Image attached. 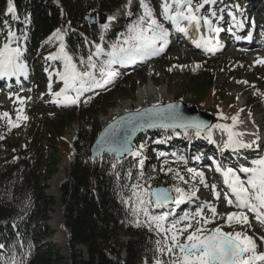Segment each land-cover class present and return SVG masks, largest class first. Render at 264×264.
Here are the masks:
<instances>
[{"label": "trees", "instance_id": "16d2710c", "mask_svg": "<svg viewBox=\"0 0 264 264\" xmlns=\"http://www.w3.org/2000/svg\"><path fill=\"white\" fill-rule=\"evenodd\" d=\"M121 1L61 0L64 11L61 14L58 7H51L42 0H15L20 15L29 12L31 15L28 42L31 50L42 52H53L51 42L46 39L54 26L64 30L66 27L75 28L77 34L70 38L76 44L84 38H92L93 35L81 26L83 16L92 10L109 13ZM3 8L4 0H0V11ZM117 31L122 33L119 27ZM181 84L194 95L211 88L210 81L202 76ZM119 88L111 95L99 98L86 113L81 114L75 154L61 186L63 221L70 232L72 244L71 264H140L143 259L155 261L159 258L151 246L157 241L148 240L149 237L156 240L157 231L146 229L142 211L138 215L133 214V204L123 202L132 196L124 189L125 185H121L122 180L127 178L116 180L113 176L115 169L123 164L116 163L113 169V158L103 155L91 159L88 156L97 132L95 121L89 120L96 113L94 106L96 104L98 110H106L110 98L119 92ZM124 90L132 93L134 87ZM195 100L201 101L196 95ZM208 111L214 112V109L209 107ZM39 115V111L30 115L25 138L22 127L13 131H7L3 125L0 127V244L5 249V255L0 252V264L13 258L17 264H61V257L54 249L37 253L33 238L44 240L50 234L51 230L46 225L42 230L35 231L38 221L47 218L46 211L52 205V201L45 197L42 181L55 172V164L59 161L57 145L75 122L76 115L68 111L58 114L55 119ZM86 115L88 117H84ZM169 168L174 172L164 173L163 179L176 180L173 175L179 168ZM130 177H134L136 182L140 176ZM116 230L128 236L126 244H117ZM144 235L147 238H143ZM80 247L85 248L86 255ZM123 250L126 258L121 255Z\"/></svg>", "mask_w": 264, "mask_h": 264}, {"label": "snow or ice", "instance_id": "6c2138e0", "mask_svg": "<svg viewBox=\"0 0 264 264\" xmlns=\"http://www.w3.org/2000/svg\"><path fill=\"white\" fill-rule=\"evenodd\" d=\"M215 3V0H202V3L193 7V0H162L160 4V16L165 21H169L175 31L187 34L189 29H194L199 32L201 26L210 33H219L220 27H213V21L201 14V9L206 4ZM140 7L143 9V16L129 26L126 34L123 35L122 42H117L111 45L109 51L100 45H95V52L87 57V61L81 59L79 61L80 67L73 62L72 56L65 51L63 44V35L60 29H57L52 36L49 37L48 42L53 39L60 41V46L57 53L46 57L47 60H60L63 64V70L56 73H49V90H51V78L53 74L63 82V87L59 92L54 93L55 99L53 102L57 104L72 105L79 101L80 96L92 88L103 87L112 82L117 73L112 70L114 64H131L137 60L158 55L163 52L168 44L169 31L160 23L154 15L145 0H140ZM16 8L13 0L7 2V14L15 16ZM211 15H215L213 12ZM231 15V13H229ZM112 20L113 17H108ZM235 21V16H232ZM186 22V24H185ZM185 25V26H182ZM107 28L108 25H103ZM18 37L16 33L9 30L6 36V42L0 46V79L19 77L20 75L27 76V65L23 63L22 57L24 51L17 43ZM26 40L27 37L25 36ZM239 39V37H238ZM16 43V46L13 44ZM196 47H203L206 51L214 52L219 49V41L213 42L208 36H201L194 41ZM102 56L107 59L101 60ZM94 57L96 59H94ZM258 63H264V60H258ZM199 67V65H197ZM47 71V69H45ZM99 72V79L96 72ZM246 83V82H245ZM17 100L22 104L23 98L17 97ZM20 111L17 112V121L27 119L26 116H21ZM144 112L149 114V119L143 122H136L132 124L133 133L136 130H141L145 127H162V128H180L185 132L189 129H195L196 135L199 136L201 132H208L209 142L211 140V130L216 128L227 134V140L224 142V149H231L237 151L241 148H250L251 144L243 143L239 136L240 133L233 131V127L237 123L238 117H231L232 125L215 124L208 125L203 121L186 120L178 111L175 110V105H168L166 110H157L155 106L151 109H145ZM140 110H137V115ZM0 118H7V123L10 127H18V123H14L7 112L0 113ZM124 118H121L123 122ZM129 123L131 120L129 119ZM259 139V137H257ZM100 151H107L116 156L117 162L119 158L127 153L130 156H137L138 153L132 150L130 144V137L124 136L122 139H117L115 132V125L109 124L105 129V134L98 141ZM143 161H141V165ZM113 169L116 168V163L112 164ZM216 172L222 173L224 183L227 185L229 192L233 199L229 198V192L225 193V200L229 206L237 209H247L252 212L255 219L264 224V156H261L252 161L251 167H241L240 173H243L245 178L242 179L232 168L216 167ZM164 171V169H162ZM194 177H199V182L205 184L204 174L197 172L191 168L187 169ZM172 168H168L165 174L173 173ZM184 180L179 171H175L173 179ZM205 187L208 185L205 184ZM213 194L219 197L215 192V185L211 186ZM177 195L173 197L169 190L165 188H152L150 185L144 186L136 184L132 186V196L124 203L133 204V214L138 215L143 212L144 216L148 218V227L152 230L153 225L157 232L171 233L170 244L161 251H166L169 255L167 264H264V252L258 251L257 244L252 237L242 234L241 232H225L221 226L212 229H207L205 226L212 223L213 219L204 215V206H198L194 214L189 216L185 213L179 219L172 221L168 226L169 215L172 213L165 212L161 215H151L149 207L166 208L170 205H180L185 201H192L197 198V192H185L180 187L173 189ZM208 211L212 213V217L217 215V210L211 205H207ZM199 219H196V218ZM193 221L196 227L193 228ZM182 227H177L181 225ZM227 225L230 227L233 223L248 224L249 219L243 212H230L227 214ZM139 226V221H137ZM192 229L191 231H189ZM184 233H188L183 242L180 237ZM264 240V237H261ZM159 243V242H158ZM3 248V245H0ZM4 264H17L15 258L11 261H5ZM156 264H161L158 260Z\"/></svg>", "mask_w": 264, "mask_h": 264}, {"label": "rangeland", "instance_id": "374dc122", "mask_svg": "<svg viewBox=\"0 0 264 264\" xmlns=\"http://www.w3.org/2000/svg\"><path fill=\"white\" fill-rule=\"evenodd\" d=\"M42 1L45 2V0ZM48 1L51 7H56L57 5L56 3H58L57 0H48ZM201 2L202 0H200V3ZM145 3H147V1H145ZM193 4L196 6L197 2L193 1ZM123 8L124 6H122L117 13L129 11V9L122 10ZM6 15H7V9L5 6L2 14H0V18L10 17V15L7 16ZM15 16H17V13H15ZM25 21L28 23L27 18L25 19ZM55 31L56 30H54L52 33H54ZM52 33L50 36H52ZM54 42L59 43L60 41L53 39L51 41L52 47L54 46ZM251 50L255 51V49H251ZM57 51L58 49L54 50V53H57ZM26 54L29 58L33 56L32 52L29 50H26ZM260 56H264V53L263 54L261 53ZM33 59H35L37 63L46 62L45 61L46 59L42 57L41 51L36 52V54H34ZM147 63L148 65L146 64V66H144L143 69L133 72L128 78L120 82L121 85L119 92L115 93L110 98L111 106H109V108H107L106 110L103 109L98 110L97 108L98 105L94 106V108H96L94 112L96 113L90 116L89 120L95 121L94 123L95 127L99 128L100 125H102L100 120L110 116L109 114L110 110L117 109L118 107L123 109L125 108V110H134L137 109L135 105L142 102V104L144 105L140 106L139 108L157 104V106H155L156 108V107H161L162 105H164L165 102L169 100L177 101L176 99L182 101L184 100L185 102H189V103L197 102L196 105L200 108L201 111L206 110V108H203V106L212 105L210 106V108H213L214 110H216L217 108V111L214 113H216L219 116H221L222 113H225L226 117H233V115L238 114L241 121L243 122V125L251 124V121L253 122V119H255L254 117L258 118L259 121H261L262 118L264 123V65H259V67L255 68V64H259V63L253 62V59H248L247 56L244 58V56L241 55L240 53H234V52H226L222 56L213 59H206L205 57L199 54L189 51L186 46H180L173 48L171 52L168 55L163 56L162 59L159 58ZM164 63H167V67L164 66ZM61 65H62V61L60 60H50L49 67L51 69L49 70L51 72L62 71ZM197 65H199V67H197ZM205 67H207L206 70ZM203 71L206 72L205 78L208 81L211 80L213 82V87L210 89L211 91L202 90L200 91V93L199 92L195 93L196 97L199 100H201L198 102L195 100L193 93H191L190 91H184L185 90L184 87H180L179 82L184 81L188 83L191 79H196L201 76L204 77V74H202ZM60 81L57 82L59 83L61 89L63 87V82ZM147 86H149L150 92L153 93L154 95L149 96L147 93L146 94L144 93V90ZM126 87L127 88L134 87V92L129 93L127 90H124ZM219 87L223 89L222 93L220 92ZM51 88L52 89L49 91V93L53 91L52 86ZM213 88H214L213 90L214 92L212 91ZM60 89L54 91L59 92ZM35 92L36 91L30 88L28 91L24 93L13 94L15 98L10 99L9 101H5L4 98H0V113L7 112L9 114V118H11V120L14 123H18V124L20 120L17 121V112L18 110L21 109L22 111H20V115L22 117L26 116V114L32 111H39L40 113L42 110L44 111L50 110V112L48 113L49 116H52L54 114L58 115L68 111V112H73L74 115H76L77 117H81L82 113L81 111L79 112L77 108L62 109L56 103L53 107L49 106L48 105L49 102H53L55 99H57L53 95L56 92H53L51 96L49 94L50 96L49 98L45 96L43 90L38 93ZM201 92H204V94L206 95H204ZM211 92H213L214 94H211ZM17 97L23 98L22 104L17 100ZM190 104L194 105L193 103ZM217 105L218 107H216ZM245 106L247 107L244 109ZM249 110L252 116L248 114ZM116 114H120V113L115 112L114 115ZM84 117H88V116L86 115ZM222 119H226L228 122L232 123L231 118H222ZM5 120L7 121V118H5ZM29 122L30 119L27 118L22 123L24 124L22 128L24 133L25 131H27L26 129H28ZM239 124L242 123L239 122ZM78 132H79V127L77 123H75L73 127L70 129V131L65 134L64 139L62 140L59 139L60 141L57 145L58 155H59L57 157H59V161L55 164V172L51 173V175L48 176L47 180L42 181V184L45 186L44 188L45 197L48 200L52 201V205L50 206V209L46 211L47 218L40 219L38 221V224L36 225V230H35L36 232L42 230L44 225H46L48 229L51 230L50 234L47 236L46 239L44 240L38 239V241L40 240V243H38L37 246L38 249L37 253L44 252L45 249L46 250L54 249L58 252L59 256L61 257V264H71V260H70L71 245H70L69 231L65 227L63 221V206L61 203V197H62L61 186L67 168L70 164V160H71L70 158H72L74 155L72 146H74V143L78 136ZM71 137H72V141L70 140ZM248 139L249 136L246 137L244 140H248ZM139 164L141 165L140 162ZM158 164L159 162L156 161L155 165ZM54 176L55 179L53 178ZM183 177H184V182L180 183L181 184L180 188L184 190L198 191L200 185H197L194 182H192L191 177L189 176H183ZM159 180H161V177L159 179L158 177H154L153 179L148 178L144 180V184L146 183L151 184L155 182L156 185L167 186L168 181L166 179L162 181ZM128 194L129 195L132 194V190L128 191ZM226 208H227L226 211L221 209V211H224L223 212L224 214H220L219 217L217 218L212 217V215L209 216V218L213 219V222L206 225L205 227L209 230L217 226H221L226 231H233L234 229H236L237 227H231V226L229 227L226 223L227 217H225L224 215L228 214L232 210L228 207ZM41 214L43 213L41 212ZM142 217H143V225L146 227V229H148L149 228L148 218L145 217L144 214ZM241 227H243V224H240V228ZM132 228L134 229L135 227L133 226ZM254 231L256 230H253L252 233ZM115 233H116L115 234L116 240L118 242L115 240V238L114 240L117 242V244L122 245V244H126L129 241L128 236L123 234L122 231L116 230ZM256 235L260 237L261 233L257 231ZM157 236L159 237L157 238L158 240L157 239L156 240L159 241V243H157L153 237H149L148 240L152 242H156V244H151L152 251L155 250L156 254L160 257L159 260L161 264H164L169 261V255L166 253V251H161V249H165L166 246L170 244V239L165 238L166 234L164 232H157ZM143 238H147V236L144 235ZM35 241H36V237H35ZM183 241L184 240L180 239L179 242H183ZM48 245L50 247H47ZM163 253L165 255H163ZM121 255L123 258L127 257V254L125 253L124 250L122 251ZM142 264H148V263L142 262Z\"/></svg>", "mask_w": 264, "mask_h": 264}, {"label": "water", "instance_id": "95a60500", "mask_svg": "<svg viewBox=\"0 0 264 264\" xmlns=\"http://www.w3.org/2000/svg\"><path fill=\"white\" fill-rule=\"evenodd\" d=\"M95 14L93 13L92 15L87 14L85 16V20L88 22L94 21ZM105 21V15L100 14L99 15V22L103 23ZM175 105V110L178 111L186 120H198V121H203L204 123L211 125V114L205 111H198V109L195 107V105L185 103L182 100H177V101H170L164 103L161 107H156L157 110H166L168 105ZM153 106L157 105H152V106H144L140 109V114L137 115V110L135 111H130L127 113H124L122 115H119L115 117L113 120H111L109 123L105 124L104 127L100 129L98 132L97 136L94 138L91 146L89 147L88 151V156L91 159H95L102 154H107V155H112L114 158L116 156L112 153L105 151H100V145L97 144V141L104 136L105 134V129L108 127L109 124H114L115 125V132H116V137L117 139H122L124 136L130 137V144L133 150V143L136 139V137L142 133L143 131H148V130H155L157 128H162V127H151V128H143L141 130H136L133 133L132 130V124L136 122H143L149 119V114H146L144 112L145 109H151ZM160 106V105H159ZM121 118H124L123 122H121ZM129 119L131 120V123H129ZM128 154L125 153L123 156H121L119 159H123L127 156ZM117 159V158H116ZM154 188H165L168 190L167 187L165 186H159V187H154ZM83 250V253L86 255V250L85 248L81 247Z\"/></svg>", "mask_w": 264, "mask_h": 264}, {"label": "bare ground", "instance_id": "6f19581e", "mask_svg": "<svg viewBox=\"0 0 264 264\" xmlns=\"http://www.w3.org/2000/svg\"><path fill=\"white\" fill-rule=\"evenodd\" d=\"M258 4H260V2L258 1ZM131 5H132V0H128V2L125 4V5H123L124 6V8L122 9V10H127V9H130V7H131ZM264 10V9H263ZM119 10H117L112 16H110V17H113L114 15H116V14H118L117 12H118ZM232 12L233 11H230V13L232 14ZM234 13V12H233ZM219 14V13H218ZM235 14V13H234ZM221 16H226L227 17V15H226V13L225 12H222V13H220L219 14V17L220 18H222ZM243 15H241V17H242ZM108 20L109 19H107V21L106 22H108ZM214 22V21H213ZM166 24L167 25H171V23L169 22V21H166ZM185 24H186V22H185ZM182 26H185V25H182ZM121 29V28H120ZM207 30V29H206ZM118 31L116 30V33H117ZM207 32H208V30H207ZM118 33H120V32H118ZM188 35V37H190V35H192V34H189V32L187 33V34H181V35H179V37L180 38H183V37H185V36H187ZM202 35L200 34V37H201ZM249 36H251L250 34H249ZM194 37H196V36H194ZM199 37V38H200ZM204 49V48H203ZM178 50V49H177ZM254 51V50H253ZM253 51H250L246 56H247V58L248 59H253V62H255V63H257V61L258 60H260L261 58H264V57H262V56H258V55H256V54H254L253 53ZM247 53V52H246ZM241 58V57H240ZM245 58V57H244ZM242 59V58H241ZM246 60V59H245ZM247 63V62H246ZM147 65H148V63H147ZM146 66V65H145ZM146 68V67H145ZM144 93L146 94H148L149 96H152V95H154L153 93H151L150 92V90H149V86H147L146 88H145V90H144ZM163 94V93H162ZM145 97V96H144ZM140 101V100H139ZM144 103V102H143ZM145 104H146V102H145ZM2 105V104H1ZM142 105H144V104H142V102H140V103H138L137 105H135V107L136 108H139L140 106H142ZM126 107V106H125ZM128 109V108H127ZM115 112H118V113H120V114H122V113H125L126 112V110H125V108L123 109V108H120V107H118L117 109H113V110H110V112H109V114H110V116H106L107 118H105V119H101L100 120V122H101V124H105V122H108V121H110L111 119H113L114 117H116V116H118V115H120V114H116V115H114V113ZM102 118H104V117H102ZM214 131H216V130H214ZM220 133H221V130H220ZM222 135H226L225 133H221ZM73 137V136H72ZM72 137L70 138V140L72 141ZM136 149H138V148H136ZM136 149L134 150L135 152H136ZM236 156L237 155H235L234 157H232V160H235L236 159ZM174 157V156H173ZM247 166V165H246ZM60 167V166H59ZM61 168V167H60ZM59 171H61V170H59ZM54 179H55V176L53 177ZM52 178V179H53ZM58 182V181H57ZM175 187H173V188H168V190H169V192H170V194L173 196V197H175V195H176V192L173 190ZM56 195V194H55ZM58 196V195H57ZM171 207V206H170ZM234 212H238V211H234ZM234 224H236V223H234ZM254 229L252 228V222L251 221H249V223L248 224H243V227H241V228H238V229H235V230H233L232 231V233H235V232H241L242 234H246V235H248L249 236V234H248V232H251L252 233V231H253ZM263 234H264V232H263ZM263 237H264V235H262ZM255 242H256V240H254ZM263 244H264V240H263ZM260 247H261V245H260Z\"/></svg>", "mask_w": 264, "mask_h": 264}]
</instances>
